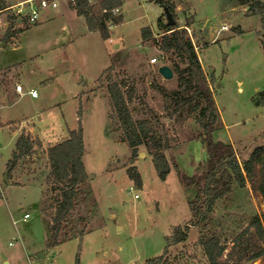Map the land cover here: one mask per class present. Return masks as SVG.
I'll use <instances>...</instances> for the list:
<instances>
[{
    "label": "rangeland",
    "instance_id": "obj_1",
    "mask_svg": "<svg viewBox=\"0 0 264 264\" xmlns=\"http://www.w3.org/2000/svg\"><path fill=\"white\" fill-rule=\"evenodd\" d=\"M22 1L7 0L10 7ZM229 1L182 0L176 13L182 26L189 19L194 21L185 28L197 45L208 78H212L221 118L215 138L232 143L242 160L264 145V105L253 101L254 95L264 90L263 29L261 15L248 14L240 0ZM65 4L66 0H59L57 9ZM152 6L146 8L140 0H124L126 18L121 27L113 29V42H104L98 35L82 37L75 30L73 37L63 30L60 17L27 30L13 27L18 31L6 38L12 9L0 13V124L5 126L0 129V264H44L46 258L47 264H143L162 255L167 242L172 264H209L199 241L201 227L191 226L185 243L166 240L175 226H183L192 218L188 199L194 189L184 185L175 167L182 174L198 175L205 168L208 153L200 138L199 110L189 104L174 112L181 96L191 91H182L175 70L170 79L159 73L160 66L172 67L173 62L180 61L173 52L159 48L164 31L157 26L153 39H142V26L157 25L159 14L154 8L160 7ZM67 18L76 29L81 26L74 13L68 12ZM222 23L227 24L223 33L215 30V36L210 37L207 28L211 31ZM239 28L241 33L236 31ZM58 35L68 40L58 41ZM120 37L123 40L118 48L114 44ZM211 39L215 41L209 43ZM154 57L157 62L151 63ZM112 64V77L126 80L135 90L130 103L134 118L151 122L143 133L157 131L168 139L165 152L172 169L165 180L158 176L145 145L139 147V162L135 163L142 185L137 186L128 175L132 152L122 141L118 122L109 119L108 74L98 80L103 69ZM19 72L25 85L20 98L15 93ZM32 87L38 91V98L28 94ZM80 103L83 160L90 179L82 186L65 227L68 234L75 235L67 239L62 236L57 245L49 247L54 209L44 213L40 206L43 200L55 204L60 192L47 182L50 164L46 149L67 139L70 130L77 128ZM10 118L54 129L44 133V142L38 134L21 132L42 144L16 165L8 184L4 175L17 140L11 129L20 122H10ZM26 213L31 215L28 219H24ZM255 214L260 218L264 215L262 197L253 193L248 181L244 188L235 184L230 197L217 202L207 228L231 245ZM81 230H85L82 235Z\"/></svg>",
    "mask_w": 264,
    "mask_h": 264
},
{
    "label": "trees",
    "instance_id": "obj_2",
    "mask_svg": "<svg viewBox=\"0 0 264 264\" xmlns=\"http://www.w3.org/2000/svg\"><path fill=\"white\" fill-rule=\"evenodd\" d=\"M153 1L163 9L167 7L176 20L174 25H169L165 12L158 18L157 25L164 31L159 41V48L165 52H173L179 57L180 61L173 62L170 67L179 73L182 91H191L188 96H181L174 112H179L189 104H193V108L199 110L198 121L202 128L200 138L208 153L205 168L198 175L182 174L180 168L175 167L176 171L181 174L184 185L194 189V194L188 199L192 218L183 226H175L172 234L166 236V240H171L172 244L185 243L189 238L191 226L201 227L203 233L199 241L204 247L209 264H242L255 260L264 256V215L262 218L257 214L253 215L249 226L233 238L231 245L221 242L218 234L207 228V223L217 202L230 197L235 184L244 188L248 181L253 193L260 195L264 202V145L256 147L248 158L241 160L232 143L215 138L221 118L210 87L212 78H208L202 67L196 49L197 45L193 43L185 28L190 27L194 21L189 19L185 26L179 24L174 0ZM240 4L248 6L246 10L248 14L261 15L263 29L261 44L264 49V0H240ZM121 6V0H101L95 4H90L86 0H78L76 6L70 4V7L75 9L79 15L85 16L89 30H98L103 39H109L111 35L109 20H112L115 25L123 23L122 12L113 13V9L121 8ZM9 9L11 8L7 0H0V13ZM11 19L6 38L13 37L18 31L13 29L14 17ZM236 31L242 32L241 28ZM141 35L146 41L153 39L154 33L150 27L145 26L142 28ZM113 70V64L108 66L98 80L102 79L105 73L108 74L107 92L111 110L109 119L118 122L119 129L122 131V141L128 144L132 152L133 165L128 168V175L137 186L142 185V176L135 163L138 159L139 147L145 145L149 154L152 155L158 176L165 180L172 169L165 152L169 146L168 139L165 134L157 131L143 133L144 129L150 128L151 122L134 118L130 103L135 90L126 84V80H115L110 74ZM253 101L256 105H264V90L257 92ZM82 116L83 107L80 103L77 111V128L70 130L67 139L46 149L50 164L47 182L60 192L55 204L43 200L40 206L44 213L54 209L49 224L51 231L49 247L57 245L62 236L67 239L75 235L68 234L65 227L71 219L82 186L90 179L83 160L85 140ZM41 144L40 140H35L24 132L21 133L16 140L12 157L7 163L8 176H11L20 161L33 153L36 145ZM84 231L81 230L80 234L82 235ZM169 245L170 243L167 242L162 255L149 258L143 264H172L173 259L168 253Z\"/></svg>",
    "mask_w": 264,
    "mask_h": 264
},
{
    "label": "crops",
    "instance_id": "obj_3",
    "mask_svg": "<svg viewBox=\"0 0 264 264\" xmlns=\"http://www.w3.org/2000/svg\"><path fill=\"white\" fill-rule=\"evenodd\" d=\"M96 1V0H95ZM101 1V0H100ZM122 1V6H121V9H122V15H123V23H124V21H125V18H126V12H125V8H124V0H121ZM186 2H188V3H191V0H185ZM97 2H99L98 0H97ZM174 2H175V4H176V7H178L179 9L181 8V4H182V0H174ZM229 2H232V0H230ZM140 3H142L143 5H145V7L146 8H153V6H152V3H154V4H156V5H158L157 3H155L153 0H140ZM242 7H244V9L245 10H247L248 9V6L247 5H243V4H240ZM159 6V5H158ZM160 8H154L155 10H156V12L159 14V16H158V18L164 13V9L161 7V6H159ZM177 8V9H178ZM225 8V7H224ZM68 12L70 13V15H72V13H74L76 16H77V19L81 22V26L78 28V29H76V24H69L66 20H68ZM58 17H60V18H62L61 20H62V26H63V30L65 29L66 30V32L70 35L71 33L73 34V37H74V30H75V33L77 34V35H80V36H82V37H86V38H90V37H95V36H92V35H98L99 37H100V39L102 40V41H104V42H107L108 40L110 41V42H113L114 40H116V39H113V29L114 28H119V27H121L122 25H123V23H121L120 25H116L113 29H112V32H111V35H110V38L109 39H103L102 38V36H101V33L98 31V30H89V28H88V25H87V22H86V18H85V16H83V15H79L78 13H77V11L75 10V9H73L72 7H70V5H68V4H65V6H63V8H61V9H57V8H55V9H53V8H50V9H46V10H44V11H42V13H41V18H40V20H39V22H37L36 24H33V25H31V26H29L27 29H31V28H33V27H35V26H37V25H40L42 22H52V21H54V20H56ZM158 18H157V20H158ZM156 20V21H157ZM145 26H147V25H144V26H142L141 27V29L143 28V27H145ZM157 26L158 25H155V24H151V26H148V27H150L151 28V30H152V32L154 31V29H156L157 28ZM222 26H227V24H225V23H222L221 24V26L220 27H218V28H211V31H209L208 30V28L207 27H205V28H203V27H200L201 29H206L207 28V31L209 32L208 33V35L211 37V36H215V30H217V33H219L220 35L223 33V30L224 29H222ZM26 29V30H27ZM226 29V28H225ZM242 30V29H241ZM141 33H142V30H141ZM213 33H215L214 35H212ZM220 37L221 36H218V39H220ZM57 40L58 41H61V42H64V41H66V40H68V38L65 36V35H58V38H57ZM119 42H115V47H121V43H120V41L121 40H123L122 39V37H120L119 39ZM144 41V40H143ZM150 41V39H148V40H146L145 42H149ZM215 40L214 39H211V40H209V43H212V42H214ZM197 52H198V49H197ZM198 55H199V53H198ZM199 58H200V56H199ZM200 61H201V64H202V67L204 68V70H205V72H206V69H205V66H204V64H203V61L201 60V58H200ZM14 65H19V63H16V64H14ZM104 69H106V68H104ZM104 69H103V71H104ZM102 71V72H103ZM207 73V72H206ZM21 72H19L18 73V77H19V79H20V77H21ZM212 77H215V80H216V82H215V85H217V82H218V79H217V77L216 76H212ZM20 81V83L22 84V85H24V83H23V81L20 79L19 80ZM86 84V83H85ZM25 86V85H24ZM86 86V85H85ZM210 87H211V90L213 91V93H214V89H213V87H212V82H211V85H210ZM31 89H35L34 87H32ZM15 91H16V89H15ZM83 91H86L85 89L83 90ZM82 91V92H83ZM16 93V96H19V98H20V93H18L17 91L15 92ZM79 95V94H78ZM77 95V96H78ZM33 98H38V96L37 97H33ZM109 101V100H108ZM219 109V108H218ZM220 111V110H219ZM10 122H14V121H17L18 122V120L20 121L18 124H17V127H14L13 129H11V133H12V136L14 137V139H17L18 137H19V133H21L22 131H29V132H31L32 134H38L39 136H40V138L42 139V141L44 142V138H43V136H44V133H49V131H52L54 128H52V129H48L47 127H48V125H44V124H40V125H38L36 122H34V121H22V119H13V118H10ZM29 123H31V126L29 125ZM2 124V123H1ZM1 124H0V129H4L5 128V126H1ZM3 125V124H2ZM10 128V127H9ZM70 130V129H69ZM16 141V140H15ZM14 148H15V146H14ZM14 150V149H13ZM13 152V151H12ZM139 161H137V163H138ZM242 264H264V256H262V257H259V258H257V259H255V260H251V261H246V262H244V263H242Z\"/></svg>",
    "mask_w": 264,
    "mask_h": 264
},
{
    "label": "built area",
    "instance_id": "obj_4",
    "mask_svg": "<svg viewBox=\"0 0 264 264\" xmlns=\"http://www.w3.org/2000/svg\"><path fill=\"white\" fill-rule=\"evenodd\" d=\"M90 4H95V0H86ZM68 5L76 6L78 0H66ZM59 6V0H24L22 2L17 3L16 5L10 7L12 9V16L14 17V28L17 29H27L29 26L36 24L39 22L41 18L42 11L50 8H57ZM122 12L120 7L113 9L114 14H119ZM0 24H3V20L0 16ZM108 26L110 29V33L112 29L116 26L112 20H109ZM226 26H222V29H225ZM151 63H156L157 58H151ZM16 91L20 94L24 93L25 89L21 83H17L15 87ZM28 94L32 97L38 96V91L36 89L28 90ZM133 187H131V191ZM135 197H138V194H135ZM31 215L26 213L24 215V219H28Z\"/></svg>",
    "mask_w": 264,
    "mask_h": 264
},
{
    "label": "water",
    "instance_id": "obj_5",
    "mask_svg": "<svg viewBox=\"0 0 264 264\" xmlns=\"http://www.w3.org/2000/svg\"><path fill=\"white\" fill-rule=\"evenodd\" d=\"M164 12L166 14V19H167V23L169 25H174L176 23V20L174 19L172 13L170 12V10L165 7L164 8ZM159 73L166 79H170L174 76V71L173 69L169 66V65H162L159 67ZM4 180L5 182H7L8 184H11L9 178H8V173L6 172L4 175ZM47 260L48 258H46V260L44 261V264H47Z\"/></svg>",
    "mask_w": 264,
    "mask_h": 264
}]
</instances>
